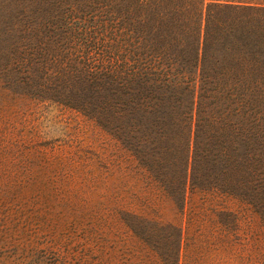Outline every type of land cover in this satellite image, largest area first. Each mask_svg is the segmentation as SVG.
Returning <instances> with one entry per match:
<instances>
[{
  "label": "trees",
  "instance_id": "trees-1",
  "mask_svg": "<svg viewBox=\"0 0 264 264\" xmlns=\"http://www.w3.org/2000/svg\"><path fill=\"white\" fill-rule=\"evenodd\" d=\"M138 8L121 58L50 33L18 46L29 71L0 83V243L81 229L137 243L131 264H264V0ZM225 83L235 123L216 107ZM72 110L110 134L106 165L50 134L49 117ZM45 252L32 264L63 263L53 245Z\"/></svg>",
  "mask_w": 264,
  "mask_h": 264
},
{
  "label": "rangeland",
  "instance_id": "rangeland-1",
  "mask_svg": "<svg viewBox=\"0 0 264 264\" xmlns=\"http://www.w3.org/2000/svg\"><path fill=\"white\" fill-rule=\"evenodd\" d=\"M141 1L0 0V83L11 82L10 80L19 75L16 66H20V75L25 76L28 73L25 60H17V48L21 45L23 48L28 47L29 44L26 42L29 40L27 38L29 34L50 33L51 36L57 34L63 46L68 49L100 51L106 48L116 52L121 58L126 50L123 32L128 27L126 23L129 20L128 10L138 9L136 13L140 14L138 5ZM139 19L141 14L136 21L131 19L136 27H140ZM19 34L25 37L18 42ZM227 82L229 83L228 80ZM226 88L228 89V85L222 84V92L217 98L216 107L222 110V113H227L228 117L230 116L231 123H235L236 88L232 87L228 90ZM54 113L49 111L47 115ZM49 118L56 121L46 123L50 134L54 136L67 134L75 137L89 150L87 155L92 157L95 163L106 165L113 157L110 134L80 113L72 110L65 112L62 116L53 115ZM170 142L173 146L168 151L170 153L168 157L170 160L177 161L179 139L174 137ZM172 168L178 169L179 164L173 165ZM77 174H85V169L79 168ZM94 198L99 197L95 195ZM91 202L94 203V201ZM91 206L100 205L96 202ZM234 206L236 207V203ZM57 240L51 242L45 238L38 242L37 238L29 236L5 245L0 243V261L2 264H32L36 257L45 255V248L48 245H53L57 249L62 258V264H131L140 254L137 243L132 251L129 246L135 243L113 232L98 236L78 229L72 236ZM131 252H134V256H131Z\"/></svg>",
  "mask_w": 264,
  "mask_h": 264
}]
</instances>
